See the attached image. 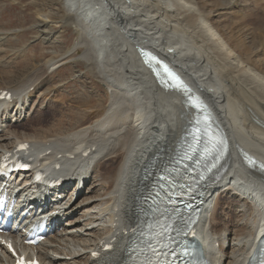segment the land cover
<instances>
[{
    "label": "bare ground",
    "instance_id": "6f19581e",
    "mask_svg": "<svg viewBox=\"0 0 264 264\" xmlns=\"http://www.w3.org/2000/svg\"><path fill=\"white\" fill-rule=\"evenodd\" d=\"M45 2L58 4L68 17L57 22L54 14L37 6L43 26L60 23L81 32L73 51L81 48L80 59L104 85L109 100L95 122L89 119L94 111L88 108L70 115L69 128L64 129L58 120L27 129L29 122L41 117L46 98L55 95L57 87L42 89L61 67L62 59L23 72L12 70L19 62L13 68L0 64V91L11 93L10 100L0 101V156L24 142L28 147L18 154L30 159L47 178L64 182L49 196L52 209L41 213L54 218L52 211H60L62 217L56 219L65 221L63 234L53 235L28 254H36L43 264L125 261L141 193L151 174L173 162L183 149L194 118L182 92L157 85L136 55L137 45L179 73L206 101L225 133L229 153L220 177L204 196L196 237L211 264H248L264 229V170L247 169L238 152H247L264 165V72L253 58L243 57L233 47L235 32L225 36L212 21L211 10L195 0ZM231 2L216 0L214 8L233 10L237 6ZM249 20L260 32L258 39H251L256 45L264 41V15ZM241 35L235 39L246 53L251 45ZM88 97L82 98L83 107L89 103ZM80 181L84 189L73 200ZM11 184V190L37 193L29 182ZM8 237L27 253L17 235ZM102 242L113 250L101 252ZM95 251L100 252L99 257L92 255ZM1 255L0 264H5L9 257Z\"/></svg>",
    "mask_w": 264,
    "mask_h": 264
},
{
    "label": "rangeland",
    "instance_id": "374dc122",
    "mask_svg": "<svg viewBox=\"0 0 264 264\" xmlns=\"http://www.w3.org/2000/svg\"><path fill=\"white\" fill-rule=\"evenodd\" d=\"M195 1L200 5H205L208 11L211 10L212 21L218 24L225 36L228 37L233 33L231 31L235 32L233 33V47L239 53L241 50L243 57L253 58L257 67L259 66V69L264 72V41L256 45L251 43V39L254 37L258 39L260 32L255 29V26L249 20L256 14L260 15L261 13V15H264V0H227L232 1L231 3H235L237 6L233 10H226L225 6V9L223 7L214 8L216 0ZM37 6L46 14H54L57 22L63 18L65 21L68 17L58 4L52 3L49 5L46 4L45 0H16V2L0 0V64L3 67L8 66L11 68L19 62L18 67L13 66L14 69L12 70H22L23 72L33 66L34 69H37L40 67L38 65L48 60L57 61L62 59L60 61L63 63L56 73L51 75L50 82L42 89L45 91L48 88L57 87L54 88L55 95L46 98V106L44 104L41 109V117L34 122H29L26 127L30 129L36 126H48L61 120L63 122L62 127L64 129L69 128L72 123L70 115L88 108H90L88 110L94 111L88 117L91 122H95L105 112L109 96L104 85L94 77V73L87 67V63L80 59V55L83 53L81 48L73 51L75 42L80 37L81 32L60 23L52 22L43 26L44 23L36 15L35 7ZM226 7L228 9V5ZM243 15H246L245 18ZM236 30L239 31V34ZM241 33L246 44L248 42L247 45H251L246 53L242 51L240 42L235 39H239ZM36 96L32 98V101L36 99ZM84 96L89 98V103L83 107L81 100Z\"/></svg>",
    "mask_w": 264,
    "mask_h": 264
},
{
    "label": "snow or ice",
    "instance_id": "6c2138e0",
    "mask_svg": "<svg viewBox=\"0 0 264 264\" xmlns=\"http://www.w3.org/2000/svg\"><path fill=\"white\" fill-rule=\"evenodd\" d=\"M152 59L155 60L156 58L152 57ZM156 63L159 64L161 62L156 60ZM164 71L167 86L173 87L176 90L189 91L180 77L168 69L166 65L164 66ZM193 107L200 110L202 106L200 103L194 102ZM211 128L212 125L206 116L203 122L199 118L190 122L188 134L191 137V143L184 151L182 159H190L194 151H196L197 155H207L208 158H211L213 154H215L216 158H219V155L223 154L226 148V140L222 137L217 139L215 132H210ZM197 145H202V148L198 149ZM250 163L254 162L250 161ZM261 167L264 168V165H261ZM169 199L171 200V197ZM172 204L173 207H165L163 211L156 209V211H160V216L150 226L155 230V235L150 237L146 249V253H151V255L146 254L139 264H161L160 256L167 255V252L164 250L170 248V244L175 240L176 236L184 233V224L176 218L179 212V208L175 206L176 201H172ZM132 251L135 252L137 249L133 248Z\"/></svg>",
    "mask_w": 264,
    "mask_h": 264
},
{
    "label": "water",
    "instance_id": "95a60500",
    "mask_svg": "<svg viewBox=\"0 0 264 264\" xmlns=\"http://www.w3.org/2000/svg\"><path fill=\"white\" fill-rule=\"evenodd\" d=\"M145 56H146V54H147V56H150L149 54H148V52H146V51H144V50H142L141 51ZM154 60V59H153ZM156 60H158V59H155L154 61H148V63L149 64H151L152 65V67L154 68V70L159 74V77L161 78V79H164V77H165V75H164V73H162V71H161V69L160 68H162V66H163V64H162V62L161 63H159V64H157L156 63ZM167 85V84H166ZM186 86V85H185ZM170 88H173V87H170ZM186 88L189 90V91H187V92H185V91H182L183 92V94H184V96H185V98H186V100H188V101H190L191 103H194V102H196V103H201L202 101H201V99H200V97H199V95L197 94V92L193 89V88H191L190 86H186ZM189 106H193V105H191V104H188ZM193 109H195V107L193 108ZM198 110V109H197ZM198 111H203V109L201 108L200 110H198ZM198 115V113H195L194 114V116H197Z\"/></svg>",
    "mask_w": 264,
    "mask_h": 264
}]
</instances>
